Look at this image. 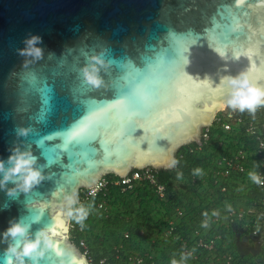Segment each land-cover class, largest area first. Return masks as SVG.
Masks as SVG:
<instances>
[{
  "label": "water",
  "instance_id": "water-1",
  "mask_svg": "<svg viewBox=\"0 0 264 264\" xmlns=\"http://www.w3.org/2000/svg\"><path fill=\"white\" fill-rule=\"evenodd\" d=\"M32 37L40 58L21 54ZM241 73L264 85V0H0V264H89L68 238L78 192L174 169L216 115H239L216 89ZM129 96L145 109L127 111ZM21 153L42 177L27 191L20 175L3 182ZM244 232L235 251L255 257L264 225Z\"/></svg>",
  "mask_w": 264,
  "mask_h": 264
},
{
  "label": "trees",
  "instance_id": "trees-1",
  "mask_svg": "<svg viewBox=\"0 0 264 264\" xmlns=\"http://www.w3.org/2000/svg\"><path fill=\"white\" fill-rule=\"evenodd\" d=\"M240 117L244 124L233 126L229 132L214 124L209 143L200 151L189 153V146L181 147L176 154L174 169L157 171V179L166 190L163 199L158 198L146 183L126 193H121L120 188L113 185L93 197H84L78 192L79 204L68 210L72 213L70 241L78 246V241L84 240L93 263L104 258L110 264H128L127 257L131 253H154L156 264H164L168 257L174 258L179 253L178 241L164 236L169 220L175 222V234L186 237L192 229L200 227L203 215L222 216L227 209L235 208L245 213L240 225L247 223L251 230L263 220L264 187L252 184L248 176L240 174L216 184L212 179L216 159L239 149L249 156L248 170H254L257 165V141L245 133V128L246 123L253 121L259 131L262 129L264 106L257 108L255 113L240 111ZM107 177L117 179L114 175ZM223 186L226 187L224 192L221 191ZM101 202L105 203L106 212L99 209ZM80 209L86 216L77 222ZM177 210L180 211L178 216ZM233 229L230 227L226 234L229 236L226 247L231 253H237L232 239ZM124 233L128 234L127 239L123 238ZM119 245L122 247L116 257L114 248Z\"/></svg>",
  "mask_w": 264,
  "mask_h": 264
},
{
  "label": "built area",
  "instance_id": "built-area-1",
  "mask_svg": "<svg viewBox=\"0 0 264 264\" xmlns=\"http://www.w3.org/2000/svg\"><path fill=\"white\" fill-rule=\"evenodd\" d=\"M260 109V107H258ZM237 112L232 114L221 113L216 115L212 125L203 127L201 129L200 138L201 145L190 146L188 145V152L194 153L200 151L205 145L209 143L211 139V131L214 124L220 125V128L224 132L232 131L233 126H239L244 124V120ZM245 133L248 136H254L257 141V165H254V170H248L250 162L248 161V154L239 149L228 155L220 156L215 162V171L213 172L214 184L219 183L220 180L229 179L234 174L246 175L250 178L252 184L258 187H264V124L259 131L258 126L253 121L246 123ZM180 157H182L180 155ZM255 162V161H254ZM253 166V165H252ZM258 167V169H256ZM250 174H255L259 177L260 183H255ZM108 176V175H107ZM107 176L100 178L94 187L89 189H81L80 193L84 194V197H93L103 190H106L108 186H117L120 188L121 193L132 191L137 185L146 183L153 190L154 194L163 199L165 197V187L159 183L157 179V171L151 168H144L141 170H132L128 175L122 178L111 180ZM226 187H222L221 191L224 192ZM100 210L106 212L105 203L98 204ZM180 215V211L177 210L176 216ZM245 213L241 209L229 208L222 216L219 215H203L199 223L200 227L192 229L188 236L180 237L176 232L175 222L169 220L167 222L164 236L178 241V252L176 257H168L164 264H260L253 261L250 258H240L237 253H231V250L227 248V235L226 232L230 230V227L240 223L244 220ZM71 228V225H70ZM78 231H82V228H78ZM70 239L71 236L69 235ZM123 238L127 239L128 234L124 233ZM82 255L88 258L89 264H110L106 259H100L97 262H92L89 258V250L84 240L78 241L76 245ZM122 245L114 248L116 257L120 255L119 249ZM82 250V251H81ZM238 255V256H237ZM251 257V256H250ZM128 264H156L155 255L153 253H131L127 257Z\"/></svg>",
  "mask_w": 264,
  "mask_h": 264
},
{
  "label": "clouds",
  "instance_id": "clouds-1",
  "mask_svg": "<svg viewBox=\"0 0 264 264\" xmlns=\"http://www.w3.org/2000/svg\"><path fill=\"white\" fill-rule=\"evenodd\" d=\"M38 42H40L39 37H32L30 40H27L26 44L28 47L21 54L40 58L42 55L41 49L34 47V45ZM85 76L87 82L94 87H99L101 84V81L96 76L89 74L87 71H85ZM225 85L229 89L228 99L226 100V105H220L221 109L227 106L231 107L232 109H238L241 112L247 110L250 113H255L258 107L264 106V85H258L255 83L251 78L250 73H241L240 76L236 78L230 76L222 78L221 84L216 89V92H219L220 95H223ZM141 99L146 100L147 97L142 96ZM124 107H126V104L123 103L122 108ZM26 157L27 154L21 153L19 155L14 154L9 158V162L13 163V167L7 171L3 181L7 182L12 179L13 176L20 175L22 178V188L24 191H27L32 185L38 183L42 178L40 173L32 168L33 160ZM0 171H4L3 163H0ZM250 176L255 183L261 182L259 177L255 174H250ZM79 212L80 215L77 222H80L86 216V213L83 209H80ZM68 214L72 215L71 212ZM23 231V228H21L19 225H15L8 229V234L12 237H15L18 234H22ZM37 243H29L23 249V254L25 256L30 255L36 249ZM13 251L15 250L13 249ZM72 260L73 264H86L84 257L73 256ZM256 262L260 263L259 261ZM173 264H175V262H173Z\"/></svg>",
  "mask_w": 264,
  "mask_h": 264
},
{
  "label": "flooded vegetation",
  "instance_id": "flooded-vegetation-1",
  "mask_svg": "<svg viewBox=\"0 0 264 264\" xmlns=\"http://www.w3.org/2000/svg\"><path fill=\"white\" fill-rule=\"evenodd\" d=\"M246 224L243 222V224H241V225H240V223H237L236 225L233 226L234 234H233V238L232 239L234 240V244L235 245H236V242H237V234H238V230L239 229L245 230V232L243 234H241V237L245 236V235H248V233H250L251 230H249V227ZM257 225L262 228V232H263L264 216H263V220L260 221L259 224H257ZM257 225H255V226H257ZM244 245L246 246V248H248V247H253L254 244L251 241H247L246 243H244ZM246 257H250V255H248ZM256 257L259 259L257 261H259L260 264H264V243L261 244L260 251H259V253L257 254Z\"/></svg>",
  "mask_w": 264,
  "mask_h": 264
},
{
  "label": "snow or ice",
  "instance_id": "snow-or-ice-1",
  "mask_svg": "<svg viewBox=\"0 0 264 264\" xmlns=\"http://www.w3.org/2000/svg\"><path fill=\"white\" fill-rule=\"evenodd\" d=\"M123 102H116L112 107H120L122 108ZM104 108L107 107L106 105H100V106H96V105H89V111H95L97 110V108ZM146 105L141 103L138 96H129V101H128V105H127V111L130 112H141L145 109ZM78 135V134H77Z\"/></svg>",
  "mask_w": 264,
  "mask_h": 264
},
{
  "label": "rangeland",
  "instance_id": "rangeland-1",
  "mask_svg": "<svg viewBox=\"0 0 264 264\" xmlns=\"http://www.w3.org/2000/svg\"><path fill=\"white\" fill-rule=\"evenodd\" d=\"M222 113L225 114V112H222ZM245 224H246V223H245ZM228 232H229V231H227L226 234H227ZM231 236H232V235L230 234V238H231ZM227 238L229 239V236H227ZM234 249H235V248H234ZM234 249H232V250H234ZM153 254H154V253H153ZM154 255H155V254H154ZM245 258H246V257H245ZM250 259H252V260L255 261V262H256L257 260H259L256 256H255V257H251Z\"/></svg>",
  "mask_w": 264,
  "mask_h": 264
}]
</instances>
